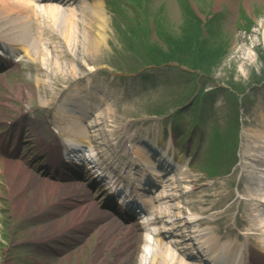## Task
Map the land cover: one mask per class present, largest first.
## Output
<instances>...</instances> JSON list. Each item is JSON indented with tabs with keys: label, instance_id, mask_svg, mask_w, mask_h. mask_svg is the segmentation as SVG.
Listing matches in <instances>:
<instances>
[{
	"label": "rangeland",
	"instance_id": "1",
	"mask_svg": "<svg viewBox=\"0 0 264 264\" xmlns=\"http://www.w3.org/2000/svg\"><path fill=\"white\" fill-rule=\"evenodd\" d=\"M215 1L149 0L150 7H147L145 22L141 24L147 32L149 28H153L156 43L160 41L159 44H161L163 41L157 37L158 30L161 33L162 30L169 33L175 31L182 37L186 34V21L190 23L194 20L196 10L209 17V22L204 26L207 34H203L202 39L205 42L208 38L210 44L213 47L218 45L221 51L217 62L213 63L209 70L211 74L207 71L205 74L194 77L197 78L200 88L198 86L195 88L189 82L190 75L184 76L185 71L181 72L176 63H164L160 67L148 66L138 73L131 71V67L138 69L140 61L134 56L133 59L129 56L125 59V56L121 55L122 52L117 54V50L121 48L122 34H117L118 24L114 22V16L108 11L105 2L107 16L102 29L105 40L96 53L91 52L87 46L86 34L93 29L88 30L86 23L88 16L83 15V9H87V13L90 12L91 0H85L86 4L83 6L80 5L79 0H69L67 3L60 0L55 2L39 0L37 5H33L28 12L20 11L13 16L0 19V40L18 46V34L24 29L25 41L28 42L27 48L31 54L27 56L24 51H20L18 58L21 61L10 65L0 75V127L2 129L5 127L3 120L7 117L14 119L7 131L15 132V129L18 131L25 122L35 121L36 111L46 112L48 106L57 108L60 100L65 96L71 97L83 93L85 96H91L89 87L96 85L97 92L111 96L110 104L98 107V110L104 118L102 121H110L118 126L120 139H124L126 132L140 135L143 131L159 130L167 139L171 132L177 135L176 142L183 160L186 162L192 159L194 168L191 171L197 177L203 178L201 183L193 182L196 186L191 185L187 196H194L201 190L209 193L208 191L212 189L229 193L228 197L239 195L237 181L240 174V155L236 153L237 156L234 157L235 161L240 157V161L234 162L231 174L211 180L207 171L206 174L201 171L206 162V159L203 162L202 159L204 154L210 153V148L208 149L210 132L216 131L224 139L222 132L227 128H234L233 123L236 125L235 120L238 119H240L242 130L238 150V154H241L246 135L253 128L251 121L258 120L264 112V96H262L264 81L260 85L250 86L255 76L259 79L264 71V60L260 55L261 52L264 54L262 25L264 0ZM107 3L116 15L127 19L135 17L129 9L131 4H125L123 0H107ZM74 13L77 15L76 19L72 18ZM243 13H246L247 17ZM16 16L18 21L14 22L13 18ZM198 16L202 22L206 19L199 13ZM241 18H243L242 24ZM70 20L75 21L78 30L75 46L70 45V40L65 35V32L70 29L68 26ZM123 21L125 20L120 19L119 24L123 25ZM125 22L128 24L126 30H129V22ZM249 22L250 25L247 28ZM141 26L139 22L137 30L140 36L143 35ZM154 30H157V35ZM245 47L248 48L247 55H244ZM210 52H212L211 49ZM120 55L121 57H118ZM247 59L249 61H246ZM56 63L60 66L58 67ZM207 74L210 75L207 77ZM232 80L236 84L240 83L247 90L246 93L238 95L237 103L236 94L235 97L228 95V92L235 90ZM207 85L220 89L217 98L210 95L202 99L198 107L191 108L192 105L188 102L191 101L194 104L197 98L196 89L199 88L201 96L202 94L204 96L206 93L203 89H206ZM85 88H88L87 91H84ZM157 107L163 108L164 114L154 116L147 114ZM20 111L30 112L17 118ZM55 113L58 114L57 111ZM195 113L200 114L197 125L191 124L192 120L197 119L199 115ZM188 121L190 127L189 125L185 127ZM40 122L43 124L42 120ZM36 128L38 126L28 125L26 136L21 135L19 138L17 132L15 137L12 136L10 144H15L18 158L27 159L29 162L41 158L43 151L37 139ZM191 129L194 135L193 140H190V136L188 137ZM133 130L136 132L133 133ZM106 135L107 132L100 134V140ZM1 136L2 134L0 138ZM197 147L199 150L197 157L191 156ZM3 165L4 160H1V169ZM28 179H30L31 188L19 196V201L15 199L17 206L20 204L28 206L20 212L13 208V200L10 201L9 196L4 194L7 189L4 184H1L0 176V188L4 196L2 208L0 206V264H137L139 262L138 252L141 243L138 244L139 237L135 235L136 233H127L123 229L112 227L104 213L91 212L92 207L89 204L92 199L88 196L87 201L80 202L81 198L78 197L79 194L86 192L82 188L61 183L58 187L61 199L57 197V200L54 198L46 202L48 205H54V210L57 208L58 212H49L44 209L39 213L37 210L39 203L33 201H35V190L43 178L31 174ZM21 182L16 181L18 186ZM217 200L220 199L217 198ZM223 203L224 198L211 212L206 211L203 205L195 207L194 214L205 212L198 216L204 220L209 218L212 222L210 225H205V222L202 226L196 225L194 228L202 230L204 227H209L213 230L219 226L222 232L243 230L241 220L237 218V211L242 207L235 204L232 209H229L225 208ZM80 207H84L83 216L75 222L79 220L83 222L74 225L73 229L64 227L69 222L68 214ZM2 214L8 216L2 218ZM61 224L64 230L56 234L55 230ZM48 230L52 232L50 236L67 242L74 248L71 249V246L67 244L64 249L66 252L59 257L48 247L44 250V239H48L46 233ZM223 234L226 232L224 231Z\"/></svg>",
	"mask_w": 264,
	"mask_h": 264
},
{
	"label": "bare ground",
	"instance_id": "2",
	"mask_svg": "<svg viewBox=\"0 0 264 264\" xmlns=\"http://www.w3.org/2000/svg\"><path fill=\"white\" fill-rule=\"evenodd\" d=\"M217 1L220 2L222 0H216V2ZM33 4V0H0V19H4L6 16H13L15 13L17 14L20 11L28 12L31 10ZM83 5H85L84 1H82V6ZM83 12V15L85 14L88 16V19L86 20L88 30L90 28L93 29L89 30L86 34L87 46L90 48L91 52L96 53L99 48L103 46V42L105 40L104 31H102L106 21L103 2L101 0H93L90 12L87 13V9H83ZM73 15L74 16H72V18L76 19V13ZM13 19L14 22L18 21L17 16ZM74 22V20H70L68 22L70 29L65 32V35L70 40V45L73 44L75 46L77 37L76 34L78 30L76 28L77 25ZM262 25L264 30V23H262ZM258 30H261V28H258ZM24 36H26V34L24 33L23 29V32L18 34L17 40L18 42L22 40L24 42L22 41L18 48L22 51L25 50L27 55L31 56L29 49L27 48L28 42L26 43ZM247 50L248 48L245 47L244 55L248 54ZM246 61L249 60L247 59ZM56 65L58 67L60 66L58 63H56ZM52 74L54 76V71ZM102 118L103 117L101 115L97 116V119ZM73 121L75 124L70 125V127L73 129L74 134L77 131L81 133H87L88 129L85 128L84 124L81 122L79 123V120L77 121L76 118H73ZM255 122L257 123V127H254L252 132L247 135V141H245V144H247L248 148V151L245 152V155L247 156L245 158L249 159V162H247V164L243 162L240 167L242 176L241 179L244 181V187L241 192L246 195L249 203L254 201L252 204H255L256 200H258L260 203H263L260 205V207L262 206L261 209H255V211L252 208L249 209L244 207L245 211L241 217L244 220V224H247L246 232L249 231L248 233L245 232L243 234L256 239V242L253 244V248L256 250L255 253L252 248H249V246H251L250 243L241 242L239 240L240 234L238 232H231L227 234L225 240H222L218 234L213 235V233L208 234L206 232L201 234L200 232H203L202 230H191L190 227H192L194 223L197 224L198 220L195 218V215H191L189 212L186 213L183 208L186 206L189 208V211H192L191 209H194L199 205H203L206 207V211H211L213 208L219 205V201H221L223 198L224 200L228 201L226 198V193H222L220 190L212 189V191H208L210 194L201 190L194 196H187L188 185L186 186L184 184L189 182L192 174H189L186 171H173V175H171L169 179L170 182L169 180L165 181L160 177L155 178V176L160 174H157L158 171L155 170L150 164L151 157L149 151L144 145L138 144V148H135V151L138 156L143 159L142 161L144 164L140 165V169L133 171L132 174L135 178L140 176L144 178L146 182L147 179H149L148 181L154 183L155 186L160 188L162 187V190H160V197L158 198V204H153L154 210L152 213L151 222H153L154 230L153 232L149 231L144 240V248L142 255L140 256V264H193L191 262L188 263L183 255H187L186 251L190 249H192V251L190 250L191 253L195 252L196 248L198 251L202 250L205 253L201 255V258L199 259L200 261H196L194 264H202L200 262L207 260H212L215 264H247L250 262L251 264H259L257 263L258 260L264 261V185H257L256 183L257 176L259 174L264 176V154L261 153V150H263L264 147L261 146V144L264 143V116ZM95 126L96 121L91 127L95 128ZM77 139L80 140L81 143L89 144V138H87V140L84 137ZM162 139L163 135L159 133L157 143L163 147L162 149L165 151V154L167 153L172 155L175 153L176 159L180 158L175 152L177 149L174 147V143L170 141L166 144H163L161 142ZM91 140L93 139L90 138V141ZM69 153L71 152L69 151ZM5 164L6 166L4 170L8 173L9 191L11 192L14 174L11 173V170L8 168V162ZM52 188L53 187L49 184L41 182L38 187V194L34 197L35 201L37 203L40 202L42 200L44 190L53 192ZM46 193L44 197L46 196ZM217 198L220 200L218 201ZM171 200H173V205L167 204L168 201ZM163 203H166V205L161 206ZM22 210L23 209L20 208V211ZM76 214V212L71 213V215ZM173 215L174 217H177L176 219L179 218V220H175V225L173 227L176 235L180 236L178 240H174V242L180 246L178 247L177 245H174L177 247V250L176 248L172 247L173 244L167 243L166 245H162L160 238L161 232H166L167 230L158 229L155 225L157 222L163 220L165 216H167V221H169ZM204 221L205 220H200L198 224L202 225ZM241 247L246 250V256L241 254ZM253 253L256 254L257 258V260H254L255 262L252 261Z\"/></svg>",
	"mask_w": 264,
	"mask_h": 264
},
{
	"label": "trees",
	"instance_id": "3",
	"mask_svg": "<svg viewBox=\"0 0 264 264\" xmlns=\"http://www.w3.org/2000/svg\"><path fill=\"white\" fill-rule=\"evenodd\" d=\"M165 40L169 43L171 49L166 52L165 57H174L175 53L178 55V50H182L184 46L189 45L192 42V39L188 34H184L182 37L178 36L175 32L171 33V35H165ZM174 51V52H173ZM179 57V56H178Z\"/></svg>",
	"mask_w": 264,
	"mask_h": 264
}]
</instances>
